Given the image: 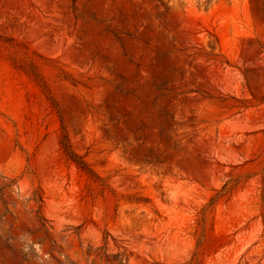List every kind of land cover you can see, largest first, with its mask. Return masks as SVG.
Instances as JSON below:
<instances>
[{"label":"rangeland","instance_id":"obj_1","mask_svg":"<svg viewBox=\"0 0 264 264\" xmlns=\"http://www.w3.org/2000/svg\"><path fill=\"white\" fill-rule=\"evenodd\" d=\"M0 264H264V0H0Z\"/></svg>","mask_w":264,"mask_h":264},{"label":"trees","instance_id":"obj_2","mask_svg":"<svg viewBox=\"0 0 264 264\" xmlns=\"http://www.w3.org/2000/svg\"><path fill=\"white\" fill-rule=\"evenodd\" d=\"M62 148L66 156L71 161H73L80 169L87 173H93V170H91L87 162L72 149L67 136H64V139L62 140Z\"/></svg>","mask_w":264,"mask_h":264}]
</instances>
